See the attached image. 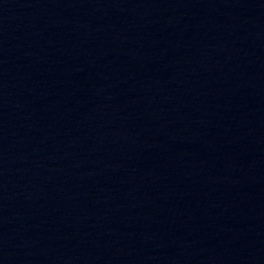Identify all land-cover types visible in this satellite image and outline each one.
I'll return each instance as SVG.
<instances>
[{"label": "water", "instance_id": "obj_1", "mask_svg": "<svg viewBox=\"0 0 264 264\" xmlns=\"http://www.w3.org/2000/svg\"><path fill=\"white\" fill-rule=\"evenodd\" d=\"M264 51V0H188Z\"/></svg>", "mask_w": 264, "mask_h": 264}]
</instances>
